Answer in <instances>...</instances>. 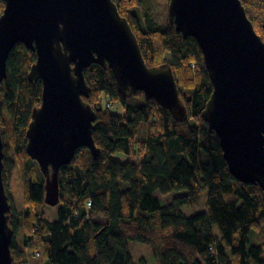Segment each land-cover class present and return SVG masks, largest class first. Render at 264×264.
Segmentation results:
<instances>
[{
    "label": "trees",
    "instance_id": "trees-1",
    "mask_svg": "<svg viewBox=\"0 0 264 264\" xmlns=\"http://www.w3.org/2000/svg\"><path fill=\"white\" fill-rule=\"evenodd\" d=\"M168 1L141 14L134 12L140 0L114 3L146 64L171 65L187 119L175 121L141 91L119 93L108 66L85 68L90 91L83 99L97 115L92 136L99 152L93 156L80 147L60 167L55 219L43 212L44 180L25 152L31 111L40 104L41 82L27 78L36 53L20 43L11 50L1 84L0 130L4 140L3 125L9 127L17 156L28 158L25 209L9 221L13 238L20 227L25 239L22 252L11 242L13 264H29L26 240L34 237L43 264H132L127 241L147 245L156 264H264V242L249 240L264 225V190L228 171L218 138L201 114L212 91L202 53L192 36L184 38L169 24ZM240 1L264 40V0ZM3 8L0 0V13ZM160 51L171 59H160ZM115 102L121 112L110 111ZM118 152L126 159H115ZM10 167L3 159V176ZM204 192V210L185 216L182 207H196Z\"/></svg>",
    "mask_w": 264,
    "mask_h": 264
},
{
    "label": "water",
    "instance_id": "water-1",
    "mask_svg": "<svg viewBox=\"0 0 264 264\" xmlns=\"http://www.w3.org/2000/svg\"><path fill=\"white\" fill-rule=\"evenodd\" d=\"M0 14V86L16 44L35 51L28 81L41 82L40 104L31 111L25 152L44 177L43 201L60 202L59 169L79 147L93 156L96 112L84 101L90 87L84 69L108 66L117 91L143 92L177 122L188 112L169 63L148 66L127 19L114 0H3ZM168 22L202 53L212 91L202 117L219 141L228 171L264 190V40L240 0H169ZM264 28V24H263ZM0 132V264H13L11 204L3 181Z\"/></svg>",
    "mask_w": 264,
    "mask_h": 264
},
{
    "label": "rangeland",
    "instance_id": "rangeland-1",
    "mask_svg": "<svg viewBox=\"0 0 264 264\" xmlns=\"http://www.w3.org/2000/svg\"><path fill=\"white\" fill-rule=\"evenodd\" d=\"M163 1L164 0H140L139 5L134 7V12H136L137 14H141L143 9L149 7L159 8L161 7ZM159 58L160 59L167 58L168 60L171 59L169 55L162 53L161 51ZM195 64H197V62ZM201 66L204 68L203 63H201ZM1 86H0V94L3 93L1 90L2 89ZM6 108H7V104H6ZM110 111L113 113L121 112V108L119 107L118 102H115L110 107ZM5 123L9 124L8 121H5ZM3 127L4 130L7 131L4 140L2 139L4 143V154H5L4 159H6L11 164V167L8 168L6 175L3 176V181L4 183H7L8 186V195L10 197V202H11L10 204L13 205L14 211L20 212L21 210L25 209V197H26L25 186L27 183V178L25 177L24 172L26 167L25 165H28V163L26 164L28 158L22 159L21 156L19 155L17 156L14 147L16 138L12 135L11 129L9 127H7L5 124L3 125ZM113 157L121 161L126 159V157L120 152L116 153ZM33 168L39 171L36 162L33 164ZM40 178L41 179L43 178L44 180L43 175ZM206 198H207L206 192L202 193L200 195V200L196 205V207L194 208L182 207L183 214L185 216H189L194 213L203 211L205 208ZM56 207L57 206H48L45 204V206L43 207V212L45 213V216L48 217V219H55ZM213 233L216 237H218V230L216 226H213ZM23 236H24V232L22 228L19 227L15 233L14 238L12 237L13 242L19 248L20 252L24 250L25 239ZM249 240L250 243L264 242V225H261L260 228L256 230H252L251 234H249ZM26 241L28 243V246L26 247V251L28 252L27 257L29 259V264H43L44 259L39 257L40 254L38 252L39 248L37 246L38 244L37 239H35L34 237V240L32 242L31 241L29 242L28 239ZM126 245L130 252L132 264H156V261L152 256L151 250L147 245L138 242H129V241L126 242Z\"/></svg>",
    "mask_w": 264,
    "mask_h": 264
},
{
    "label": "bare ground",
    "instance_id": "bare-ground-1",
    "mask_svg": "<svg viewBox=\"0 0 264 264\" xmlns=\"http://www.w3.org/2000/svg\"><path fill=\"white\" fill-rule=\"evenodd\" d=\"M14 212H16V211H14L13 209H11L10 218H11L12 213H14ZM10 218H9V221H10ZM9 221H8V223H9Z\"/></svg>",
    "mask_w": 264,
    "mask_h": 264
},
{
    "label": "flooded vegetation",
    "instance_id": "flooded-vegetation-1",
    "mask_svg": "<svg viewBox=\"0 0 264 264\" xmlns=\"http://www.w3.org/2000/svg\"><path fill=\"white\" fill-rule=\"evenodd\" d=\"M39 106V105H38ZM38 106H35V107H38ZM80 148V147H79ZM38 169H39V167H38ZM40 171V170H39Z\"/></svg>",
    "mask_w": 264,
    "mask_h": 264
},
{
    "label": "built area",
    "instance_id": "built-area-1",
    "mask_svg": "<svg viewBox=\"0 0 264 264\" xmlns=\"http://www.w3.org/2000/svg\"><path fill=\"white\" fill-rule=\"evenodd\" d=\"M204 65V64H203ZM109 105V104H108Z\"/></svg>",
    "mask_w": 264,
    "mask_h": 264
}]
</instances>
